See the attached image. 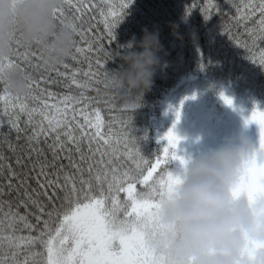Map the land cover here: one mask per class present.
<instances>
[{"label": "snow or ice", "instance_id": "obj_1", "mask_svg": "<svg viewBox=\"0 0 264 264\" xmlns=\"http://www.w3.org/2000/svg\"><path fill=\"white\" fill-rule=\"evenodd\" d=\"M132 2L65 0V7L54 14L57 23L68 14L72 16L75 37L81 42L78 45L74 40L72 60L79 62V56L95 49L96 71L90 61L84 79L79 78L80 69L68 63L63 64V72L46 68L33 78L27 68L13 61L15 56L28 68L39 69L42 57L37 49L21 51L17 47L9 58L7 64L24 74L30 94L16 97L8 93L6 86L0 93V129H7L0 131V144L14 154L18 148H26L15 159L20 172L0 153V177L6 181L0 184V264H166L151 242L156 235L158 210L166 194L180 182L179 173L170 166L178 163L183 168L187 164L178 154L181 138L174 131L181 113L175 111L176 122L157 140L166 143L149 159L142 155L139 141L129 132V122L124 121L121 137L114 136L101 109L94 107L93 98L87 95L94 81L101 82L95 78L102 75L107 81L109 74L102 57H110L111 53L104 41L111 45L115 40L114 31ZM225 2L235 9L232 19L243 23L251 46L241 44L227 26L223 34L237 47H243L252 63L264 67V47L260 45L264 41V0ZM193 8H198L205 20L213 15L227 16L217 0H193L188 13ZM92 9L102 18L104 32L87 40L77 21ZM52 85H62L69 91L55 93L50 90ZM73 87L80 90L79 95L71 92ZM220 98L233 106V100L223 93ZM251 124L258 126L259 138L246 158L234 193L246 195L250 201L264 196V110L258 106L244 118L245 127ZM21 140L23 145L19 144ZM42 143L47 145L51 159ZM13 191L17 197L14 203L2 199Z\"/></svg>", "mask_w": 264, "mask_h": 264}, {"label": "clouds", "instance_id": "obj_2", "mask_svg": "<svg viewBox=\"0 0 264 264\" xmlns=\"http://www.w3.org/2000/svg\"><path fill=\"white\" fill-rule=\"evenodd\" d=\"M65 0H0V83L16 97L30 94L24 74L8 65L17 47L37 49L43 64L54 68L73 55L71 17L57 23L54 14ZM140 49L136 51L135 49ZM122 70L109 74L105 87L120 91L136 105L153 85L162 45L156 32L143 31L122 46ZM253 146L241 138L200 158H189L180 182L164 198L151 242L166 264H264V196L234 195Z\"/></svg>", "mask_w": 264, "mask_h": 264}, {"label": "trees", "instance_id": "obj_3", "mask_svg": "<svg viewBox=\"0 0 264 264\" xmlns=\"http://www.w3.org/2000/svg\"><path fill=\"white\" fill-rule=\"evenodd\" d=\"M96 2L99 3V0ZM113 2L118 3L119 0H113ZM217 3L227 16L213 15L205 20L198 8H193L191 13H188L187 10L191 8L193 0H133L125 10L123 20L114 31L115 40L111 45L104 41L105 49L111 55L107 58L102 57V62L105 63V71L108 74H114L122 70L123 62L118 58V54H126L122 46L133 38L139 43L145 29L159 35L162 45L159 53L160 64L156 69L151 89L141 94L136 104L138 107L126 105L119 90L105 87L106 81L102 75L95 78L101 82L94 81L92 89L87 92V95L93 98V106L101 109L102 116L114 136L121 137L124 132V121L129 122L128 130L139 141L140 151L145 158L150 159L161 150L163 142L157 143V140L165 134L171 120L167 109L168 104L177 93L186 88L201 90L208 112L210 108L219 106L217 100L220 99L221 93L224 95L227 93L226 96L233 102L245 96L259 106L260 110H264V67L252 63L247 58L246 50L243 47H237L235 41L223 34V27L227 26L231 29V35L235 36L241 44L248 43L251 46V40L245 33L243 23L238 24L232 19L235 16V9L225 0H217ZM67 16L72 18L71 14ZM93 16H95L94 19ZM77 23L87 40L104 32L102 18L96 9L85 12L82 20ZM90 26H92L91 31ZM252 26L249 22V27ZM75 39L79 45L81 43L79 37ZM260 45L264 47V41H261ZM83 46L87 47L86 44ZM135 50L140 51L138 48ZM95 59L94 49L86 55L79 56V62L70 58L64 63H68L72 68L80 69L79 78L84 79L83 73L89 70L90 61L92 70L96 71ZM13 61L27 68L33 78H38L44 69L48 68L43 61L40 62L42 67L39 69L28 68L26 63L18 61L15 56ZM63 64L54 68L63 72ZM64 83L66 84L67 81ZM4 87L5 85L0 83V93L3 92ZM49 87L51 91L58 94L69 91L62 85ZM79 91L74 87L71 89L75 95H79ZM6 130V127L0 129V131ZM105 131L107 132L108 129ZM13 142H15L14 134ZM19 144L23 145V140ZM40 146L51 159L47 145L42 143ZM25 150L26 148H18L17 153L14 154L6 145L0 144V153L7 158L13 168H16V156ZM63 163L67 167V160ZM16 170L20 172L19 168ZM27 170L24 169V171ZM68 170L71 171V169ZM4 183L6 181L0 177V184ZM30 183L35 187L34 180ZM15 187L14 181L13 188ZM2 199L14 203L17 199L15 191ZM5 210H7L6 205Z\"/></svg>", "mask_w": 264, "mask_h": 264}, {"label": "rangeland", "instance_id": "obj_4", "mask_svg": "<svg viewBox=\"0 0 264 264\" xmlns=\"http://www.w3.org/2000/svg\"><path fill=\"white\" fill-rule=\"evenodd\" d=\"M217 103L219 106L210 108L208 112L201 90L186 88L177 93L168 104L167 109L171 120L167 131L176 122L175 111L179 110L181 113L174 131L181 138L178 154L186 160L200 158L209 151L223 147L228 142L238 145L241 138L247 140L252 146L257 144L258 126L251 124L245 127L244 125V118L248 117L257 105L245 96L234 101L232 107L227 106L221 98L217 100ZM170 167L177 173L182 170L178 163H173Z\"/></svg>", "mask_w": 264, "mask_h": 264}]
</instances>
